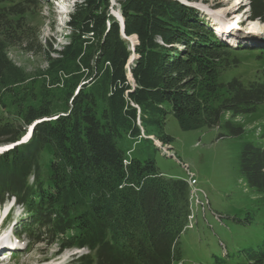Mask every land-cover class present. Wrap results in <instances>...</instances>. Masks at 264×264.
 <instances>
[{"label": "trees", "instance_id": "trees-1", "mask_svg": "<svg viewBox=\"0 0 264 264\" xmlns=\"http://www.w3.org/2000/svg\"><path fill=\"white\" fill-rule=\"evenodd\" d=\"M35 2L0 0V145L19 142L40 121L27 143L0 155V206L16 200L24 213L16 229L34 244L87 249L73 264L180 261L187 182L162 175L150 153L130 156L119 141L147 140L157 151L154 136L170 145V114L184 131L224 127L241 136L244 129L222 124L223 116L264 105V83L221 77L248 52L220 40L200 10L181 0L118 3L126 37L138 39L130 66L131 45L111 0H79L67 44L47 48L27 21ZM249 7L250 18L264 22V0ZM15 47L43 54L47 67L27 73L8 55ZM239 164L264 193V148L245 143Z\"/></svg>", "mask_w": 264, "mask_h": 264}, {"label": "rangeland", "instance_id": "rangeland-1", "mask_svg": "<svg viewBox=\"0 0 264 264\" xmlns=\"http://www.w3.org/2000/svg\"><path fill=\"white\" fill-rule=\"evenodd\" d=\"M35 1L27 14L28 23L37 28L42 45L60 49L67 44L70 35L67 26L69 6L78 0ZM120 1L111 0V14H120ZM191 5L200 9L203 20L218 33L220 40L235 46L240 52H248L239 56L242 64L227 71L221 81L228 82L236 77L245 84L251 81L264 83V53H254L264 52V22L250 18L249 0H198ZM135 42L136 39H130L129 43ZM8 55L29 74L47 67L43 54L15 47L9 49ZM4 115L0 105V118ZM228 120L242 127L244 133L239 137L230 136L224 127L184 131L170 114L165 132L173 137L167 146L172 157L164 155L159 145L158 150L153 151L152 142L147 140L139 143L119 141V146L129 151L130 156L144 159L150 153L165 177L187 180L188 167L210 201L205 216L202 211H195L194 227L186 228L181 234L179 247L182 258L174 264H264V193L247 183L239 164L245 143L252 142L264 148V105L236 117L225 114L222 124ZM12 205L13 201H8L0 207V222L3 212ZM22 218V208L14 206L5 221L4 230L0 232V240L4 239L0 242L4 245L0 251L14 252L7 264H72L75 255L86 252L74 249L58 254L55 243L51 246L46 241L34 244L24 235L13 237ZM259 259H262L261 263H257Z\"/></svg>", "mask_w": 264, "mask_h": 264}, {"label": "water", "instance_id": "water-1", "mask_svg": "<svg viewBox=\"0 0 264 264\" xmlns=\"http://www.w3.org/2000/svg\"><path fill=\"white\" fill-rule=\"evenodd\" d=\"M120 15V16H119ZM118 16L117 15H115V14H113V16H115L116 18H117V20L120 22V25H121V33L123 34V36H124V38L126 39V40H130V38H128V37H126V35H125V33H124V20H123V18H122V16H121V14H119ZM138 43V39L136 38V42L134 43V44H132L133 46H132V50L134 51L135 50V45ZM133 57L134 56H132L131 58H130V60H129V62H128V64L130 65L131 64V62L133 61ZM30 130H31V128H30ZM9 149V148H8ZM8 149H6V150H8Z\"/></svg>", "mask_w": 264, "mask_h": 264}, {"label": "bare ground", "instance_id": "bare-ground-1", "mask_svg": "<svg viewBox=\"0 0 264 264\" xmlns=\"http://www.w3.org/2000/svg\"><path fill=\"white\" fill-rule=\"evenodd\" d=\"M196 7H197V6H196ZM130 39H131L132 41H134V39H136V37L133 36V37H131ZM1 150H2V149L0 148V152H1ZM192 183L194 184L195 181H193ZM3 241H4V239H1V240H0V242H3ZM3 247H4V245H3V244H0V248H3Z\"/></svg>", "mask_w": 264, "mask_h": 264}]
</instances>
